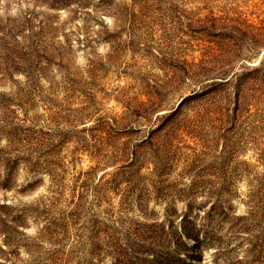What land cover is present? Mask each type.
<instances>
[{
	"label": "rangeland",
	"instance_id": "obj_1",
	"mask_svg": "<svg viewBox=\"0 0 264 264\" xmlns=\"http://www.w3.org/2000/svg\"><path fill=\"white\" fill-rule=\"evenodd\" d=\"M109 4L0 0V264H264V94L232 87L264 46L204 82L230 78L214 102L178 107L200 87L181 67L215 48L202 26H260L264 0Z\"/></svg>",
	"mask_w": 264,
	"mask_h": 264
},
{
	"label": "trees",
	"instance_id": "obj_2",
	"mask_svg": "<svg viewBox=\"0 0 264 264\" xmlns=\"http://www.w3.org/2000/svg\"><path fill=\"white\" fill-rule=\"evenodd\" d=\"M57 1L61 3L72 2V0H53L54 3ZM111 2L112 0H102V5L105 3H107L108 5ZM106 14L109 13L106 11ZM239 19L240 18L238 17L235 20L231 19L229 23H224L223 18H218V19H213V22L209 26H205V25L202 26V30L201 32H199V34L204 38H206L207 40H209V43H212L213 46H215V48L208 49L206 55L207 59L203 58L199 61L198 64H193L194 71L188 72L185 69V66L181 67L182 73H184L185 76L187 75L192 76V78H194L195 83L200 84V87L198 88V90L192 91L193 93L191 95L184 97L178 104V107H180L186 101L189 100L191 101L197 100L199 102L198 105L208 104L209 102L212 101L214 102V100H216L214 93L215 92L217 93V91H215L216 87L229 85L228 83L230 78H228L225 82H223L224 83L223 85L220 84L221 82L216 83V81L207 82V83L204 82L207 81L208 79H216L217 77L215 76L226 75L229 69L231 68L232 64L237 59L243 56H247L248 53L251 54L252 51L260 48L261 46H264V24H261L260 26H254L251 23H247V21L244 19L241 20V22H239ZM32 58L36 59V57H32ZM232 76L235 77V80L232 83L235 103H238L239 98L241 97L243 98V96H244V100L249 99V101H252L254 100L255 93H258L259 95L264 94V65H262L260 68H256L250 71L249 73L242 74L240 76L233 73ZM222 91H223L222 94L225 95L224 102H226L228 98V91H226L225 89H222ZM218 95L219 98L223 96V95L221 96V94ZM223 100L224 97L220 101L222 102ZM0 105L4 107L1 103ZM153 105H154L153 103L150 104V106ZM148 108H147V104H145L144 102L138 103V107H137L138 112L142 110L144 112H147ZM5 109H7L6 106ZM175 113L176 110L173 111L172 114H170L168 117H164V121H166L168 118H172ZM205 115L208 116V113H205ZM104 123L108 124L106 121H104ZM112 125L115 126L117 132L120 131L121 133H123L124 131L129 132L130 129V127L128 128V125L122 126L121 128H119L116 123H113ZM3 129H1L0 127V132ZM6 136L10 139H12L13 137L12 133H7ZM11 142L12 141L10 142L8 141L9 144ZM7 149L8 147L0 145V166L6 167L7 169L4 178L0 180V188L2 189H8L10 187V179L13 170V168L9 165V161L11 160V158L9 154H6L5 152ZM123 152L124 154H126L125 151ZM133 160L134 159L132 158L130 161ZM128 166H130V163H128ZM167 205L169 206V204ZM186 206H187V210L182 214L180 221H181L182 234L189 238L196 236L198 231L196 230V226H194V224L192 223V221H190V218L188 216V212L192 208L193 203H188ZM5 209H9V208L5 205L0 206V211ZM252 209L255 210L254 206ZM170 210H167V212H169ZM4 214L6 215V218L0 216V224L1 226L5 227L4 232L6 231V233L4 234L6 236V239L9 240L11 237H9V233H7V228H11V225H15V221L14 218L9 216L8 213H4ZM16 218L20 219V217H16ZM10 253L11 252H8L7 256L10 255Z\"/></svg>",
	"mask_w": 264,
	"mask_h": 264
}]
</instances>
